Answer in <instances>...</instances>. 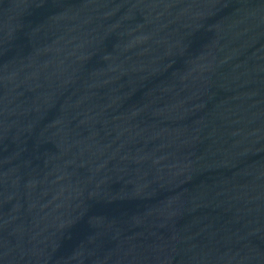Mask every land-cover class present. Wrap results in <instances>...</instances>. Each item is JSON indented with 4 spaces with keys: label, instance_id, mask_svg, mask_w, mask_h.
Wrapping results in <instances>:
<instances>
[{
    "label": "water",
    "instance_id": "95a60500",
    "mask_svg": "<svg viewBox=\"0 0 264 264\" xmlns=\"http://www.w3.org/2000/svg\"><path fill=\"white\" fill-rule=\"evenodd\" d=\"M0 264H264V0H0Z\"/></svg>",
    "mask_w": 264,
    "mask_h": 264
}]
</instances>
